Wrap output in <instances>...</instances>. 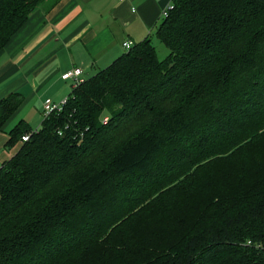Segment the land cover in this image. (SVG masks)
<instances>
[{"label":"trees","instance_id":"obj_1","mask_svg":"<svg viewBox=\"0 0 264 264\" xmlns=\"http://www.w3.org/2000/svg\"><path fill=\"white\" fill-rule=\"evenodd\" d=\"M46 1L0 0V52ZM154 37L10 131L0 264H264V0H172Z\"/></svg>","mask_w":264,"mask_h":264},{"label":"crops","instance_id":"obj_2","mask_svg":"<svg viewBox=\"0 0 264 264\" xmlns=\"http://www.w3.org/2000/svg\"><path fill=\"white\" fill-rule=\"evenodd\" d=\"M172 0H47L35 8L0 52V100L20 93L23 102L0 129V166L19 147H7L26 102L42 113L45 99L61 102L73 83L61 75L82 70L83 80L109 66L132 45L154 36ZM41 123V122H40ZM11 148V149H10Z\"/></svg>","mask_w":264,"mask_h":264},{"label":"built area","instance_id":"obj_3","mask_svg":"<svg viewBox=\"0 0 264 264\" xmlns=\"http://www.w3.org/2000/svg\"><path fill=\"white\" fill-rule=\"evenodd\" d=\"M124 1V0H120ZM172 9V5L167 7L161 13V18H165L168 16L169 11ZM133 45L130 42H124L123 47L126 51H128ZM82 70L80 68H73L70 71H67L61 75L62 80H70L73 83V87L82 83L84 80L81 77ZM67 101V97L64 98L61 102H53L50 99H45L42 104V118H46L51 114H56L60 112ZM30 136V133H26L21 136L20 140L22 142L27 141Z\"/></svg>","mask_w":264,"mask_h":264},{"label":"rangeland","instance_id":"obj_4","mask_svg":"<svg viewBox=\"0 0 264 264\" xmlns=\"http://www.w3.org/2000/svg\"><path fill=\"white\" fill-rule=\"evenodd\" d=\"M151 42L155 47L158 59L164 60L168 54L167 49L162 44H160L154 36L152 37ZM21 111L22 113L18 114L16 117L18 120H25L31 131L37 129L40 126V122L43 119L42 114L36 113L28 102H26Z\"/></svg>","mask_w":264,"mask_h":264}]
</instances>
